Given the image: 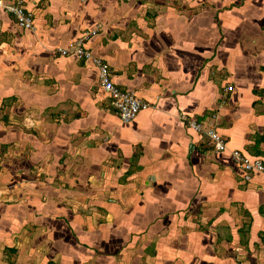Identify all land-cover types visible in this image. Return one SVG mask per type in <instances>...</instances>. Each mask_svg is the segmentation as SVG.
Returning a JSON list of instances; mask_svg holds the SVG:
<instances>
[{
	"label": "crops",
	"instance_id": "1",
	"mask_svg": "<svg viewBox=\"0 0 264 264\" xmlns=\"http://www.w3.org/2000/svg\"><path fill=\"white\" fill-rule=\"evenodd\" d=\"M27 4L32 31L0 7V156L15 162L0 175L34 196L4 206L2 231L39 230L42 264H264V176L230 156L264 159V0ZM92 30L85 47L149 105L129 122L90 60L56 50Z\"/></svg>",
	"mask_w": 264,
	"mask_h": 264
},
{
	"label": "built area",
	"instance_id": "2",
	"mask_svg": "<svg viewBox=\"0 0 264 264\" xmlns=\"http://www.w3.org/2000/svg\"><path fill=\"white\" fill-rule=\"evenodd\" d=\"M28 0H0V7L12 15L17 25L24 30L32 31L34 16L28 10ZM95 30L85 31L75 40L70 41L64 47L56 48L61 55L74 54L82 60H90L97 68V77L100 89L109 99L113 110L119 115L123 122L133 120L143 109L149 107L148 103L140 99L133 91L126 90L118 86L112 79L109 64L104 59L94 56L92 52L85 47L86 41L94 35ZM227 86L225 91L231 90ZM187 127L197 133L205 134L210 143L217 151H226L229 149L228 142L222 135L212 128H203L201 121L190 119L186 121ZM230 156L235 165L241 170L244 180H249L252 174H261L264 176V161L261 157L247 155L239 149L230 151Z\"/></svg>",
	"mask_w": 264,
	"mask_h": 264
},
{
	"label": "rangeland",
	"instance_id": "3",
	"mask_svg": "<svg viewBox=\"0 0 264 264\" xmlns=\"http://www.w3.org/2000/svg\"><path fill=\"white\" fill-rule=\"evenodd\" d=\"M238 7H240V4H237ZM49 114V112H47ZM51 113V112H50ZM9 152V151H8ZM14 153L10 154V157H12ZM4 159L0 156V164L2 163L7 168L3 169V172L8 170V166L11 167L15 164L11 163L12 160L9 158L8 162H4ZM1 170V166H0ZM8 181V184H7ZM24 194L27 195V199L31 198L33 193V187L31 185V180L26 177H14L12 175H0V226L4 223L7 224V216L6 211L4 210V206L6 207V204H13L17 203V200H20L21 197L24 196ZM41 198L42 196H46V192H41ZM87 214H91L94 212V210H86ZM97 213L94 217V221H97ZM12 222V221H11ZM16 223L12 222L10 223V227H15ZM24 228V227H23ZM29 231H24V235L21 236V238H12V235H7L2 231L0 228V264H42L41 256L44 253V250H46V245L42 246L40 245L36 250H33V242L30 244V240L34 238L33 236L37 235L39 230H32L28 226ZM14 240V241H13ZM20 240H23L22 242L18 243ZM14 249L16 252L12 253L10 250ZM64 253V252H63ZM62 255H58L60 257H66ZM55 257L53 262H50L52 264H63L67 263L64 258ZM51 261V260H50ZM47 264V263H44Z\"/></svg>",
	"mask_w": 264,
	"mask_h": 264
},
{
	"label": "trees",
	"instance_id": "4",
	"mask_svg": "<svg viewBox=\"0 0 264 264\" xmlns=\"http://www.w3.org/2000/svg\"><path fill=\"white\" fill-rule=\"evenodd\" d=\"M257 157H259V156H257ZM263 159V158H262ZM263 161H264V159H263ZM262 239H263V243H264V235L262 236ZM12 253H14V252H16V250H14V249H11L10 250Z\"/></svg>",
	"mask_w": 264,
	"mask_h": 264
}]
</instances>
